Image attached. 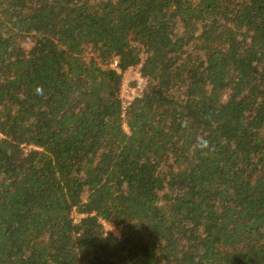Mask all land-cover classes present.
Returning <instances> with one entry per match:
<instances>
[{
  "label": "trees",
  "instance_id": "obj_1",
  "mask_svg": "<svg viewBox=\"0 0 264 264\" xmlns=\"http://www.w3.org/2000/svg\"><path fill=\"white\" fill-rule=\"evenodd\" d=\"M0 264H264V0H0Z\"/></svg>",
  "mask_w": 264,
  "mask_h": 264
},
{
  "label": "built area",
  "instance_id": "obj_2",
  "mask_svg": "<svg viewBox=\"0 0 264 264\" xmlns=\"http://www.w3.org/2000/svg\"><path fill=\"white\" fill-rule=\"evenodd\" d=\"M113 66H117V61L113 63ZM135 73L133 77L132 73ZM131 79L134 81L131 83ZM147 80L143 77L140 66L129 67L123 72L122 83L120 90V98L122 100L123 112L133 103V101L142 96ZM103 224L107 226V222L104 220Z\"/></svg>",
  "mask_w": 264,
  "mask_h": 264
},
{
  "label": "rangeland",
  "instance_id": "obj_3",
  "mask_svg": "<svg viewBox=\"0 0 264 264\" xmlns=\"http://www.w3.org/2000/svg\"><path fill=\"white\" fill-rule=\"evenodd\" d=\"M134 75H135V73L133 72L131 77H133ZM133 81H134V79H131V83H132ZM75 217H76L77 220H79L80 215H79V214H76ZM105 226H106V225H105ZM106 230H111V231H113L115 234H117V235H121L120 229L114 227V226L111 225L110 223H107Z\"/></svg>",
  "mask_w": 264,
  "mask_h": 264
},
{
  "label": "clouds",
  "instance_id": "obj_4",
  "mask_svg": "<svg viewBox=\"0 0 264 264\" xmlns=\"http://www.w3.org/2000/svg\"><path fill=\"white\" fill-rule=\"evenodd\" d=\"M36 91H37V94H42V89L38 88ZM199 143H200L201 147H207V142L206 141L200 140Z\"/></svg>",
  "mask_w": 264,
  "mask_h": 264
}]
</instances>
